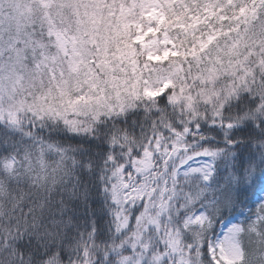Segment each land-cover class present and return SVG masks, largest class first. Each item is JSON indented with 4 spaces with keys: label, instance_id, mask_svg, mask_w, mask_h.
Listing matches in <instances>:
<instances>
[{
    "label": "snow or ice",
    "instance_id": "1",
    "mask_svg": "<svg viewBox=\"0 0 264 264\" xmlns=\"http://www.w3.org/2000/svg\"><path fill=\"white\" fill-rule=\"evenodd\" d=\"M0 264H264V0H0Z\"/></svg>",
    "mask_w": 264,
    "mask_h": 264
}]
</instances>
